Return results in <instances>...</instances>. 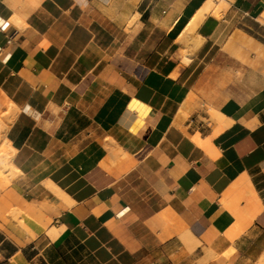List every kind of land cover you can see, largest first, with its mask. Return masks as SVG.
Returning a JSON list of instances; mask_svg holds the SVG:
<instances>
[{"label":"crops","instance_id":"0c3cea01","mask_svg":"<svg viewBox=\"0 0 264 264\" xmlns=\"http://www.w3.org/2000/svg\"><path fill=\"white\" fill-rule=\"evenodd\" d=\"M4 153L0 264H264V0H0Z\"/></svg>","mask_w":264,"mask_h":264},{"label":"rangeland","instance_id":"374dc122","mask_svg":"<svg viewBox=\"0 0 264 264\" xmlns=\"http://www.w3.org/2000/svg\"><path fill=\"white\" fill-rule=\"evenodd\" d=\"M10 159H7L1 166H0V177L6 176V174L4 173L3 168L8 164ZM7 179V178H6Z\"/></svg>","mask_w":264,"mask_h":264},{"label":"bare ground","instance_id":"6f19581e","mask_svg":"<svg viewBox=\"0 0 264 264\" xmlns=\"http://www.w3.org/2000/svg\"><path fill=\"white\" fill-rule=\"evenodd\" d=\"M6 153H7V152H6ZM6 153H4V154L1 156L3 160H7V159H8Z\"/></svg>","mask_w":264,"mask_h":264}]
</instances>
